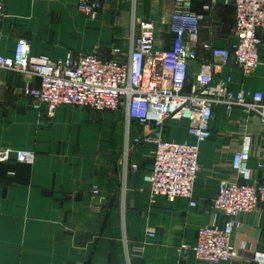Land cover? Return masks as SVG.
Listing matches in <instances>:
<instances>
[{
    "label": "crops",
    "instance_id": "0c3cea01",
    "mask_svg": "<svg viewBox=\"0 0 264 264\" xmlns=\"http://www.w3.org/2000/svg\"><path fill=\"white\" fill-rule=\"evenodd\" d=\"M94 1L101 8L90 19L79 10V0H5L0 53L11 55L16 40L23 38L32 61L40 55L56 60L92 52L107 59L113 47H127L133 15L155 23L156 46L166 50L172 39L170 16L180 7L201 17L197 41L189 43L196 58L189 63L192 81L200 61L212 62L204 44L223 48L234 40L235 10L221 0ZM257 35L260 61L250 76L233 63L216 61L213 77L218 81L229 75L232 92H260L264 98V31ZM27 85L35 87L38 80L0 71V148L35 156L31 165L0 163V264H173L181 245L189 247L183 253L187 264H207L190 249L198 229L211 222L218 182L231 176L229 163L243 133L251 136V181L264 184V127L238 107L229 114L223 107L213 110L210 136L199 146L200 171L193 187L197 206L189 208L181 198L150 197L143 176L154 145L126 144L121 110L95 113L62 105L47 117L31 107L23 94ZM187 128L185 120L166 121L161 138L193 141ZM143 130L132 123L128 138ZM132 164L136 171L130 170ZM225 221L219 216L217 224ZM239 221L232 243L241 256L219 264H255L244 252L264 251V208L257 206ZM149 229L153 237L147 236Z\"/></svg>",
    "mask_w": 264,
    "mask_h": 264
},
{
    "label": "built area",
    "instance_id": "2783aa9c",
    "mask_svg": "<svg viewBox=\"0 0 264 264\" xmlns=\"http://www.w3.org/2000/svg\"><path fill=\"white\" fill-rule=\"evenodd\" d=\"M221 1L234 7V40L223 48L204 44L203 50L212 62L233 63L248 77L260 61L261 39L257 30L264 31V0ZM78 8L86 17L95 19L101 7L98 1L79 0ZM204 8L209 9V5ZM4 9L5 0H0V36ZM200 20L199 15L176 8L169 20L170 47L162 50L156 46L155 23L138 20L133 15L127 47H113L107 59L92 52L67 54L56 60L40 55L32 61L28 41L19 38L11 55L0 53V71L37 79L38 85L25 86L23 94L31 99L34 110L43 111L47 117H52L54 110L62 105L87 108L95 113L121 110L126 144L131 140L133 145H154L150 168L143 176L150 197L181 198L189 208H195L193 187L200 171L199 146L210 136L213 110L223 107L229 114L238 107L247 115L257 116L264 127L262 93L243 89L232 92L229 75L214 81L212 62L197 64L194 80L188 91L185 90L190 81L189 63L196 59L189 43L197 41ZM169 120L187 121V133L193 141H163L160 130ZM134 122L144 130L140 136L129 139L128 131ZM250 156L251 136L243 133L229 163L231 176L218 182L211 205V222L198 229L190 249L197 261L219 264L241 256L232 243V235L240 225L239 217L259 205L264 208V184L251 181L247 166ZM11 160L31 165L35 156L31 151L0 148V163ZM123 166H127L126 159ZM137 168L135 164L130 165L132 171ZM257 168L262 165L258 164ZM91 193L97 195L98 189L93 187ZM219 216L226 217L222 226L217 224ZM147 236L153 237L154 231L149 229ZM188 248L181 245L176 250L178 260L173 264H187L183 253ZM244 254H249L253 263L264 264V251Z\"/></svg>",
    "mask_w": 264,
    "mask_h": 264
},
{
    "label": "trees",
    "instance_id": "16d2710c",
    "mask_svg": "<svg viewBox=\"0 0 264 264\" xmlns=\"http://www.w3.org/2000/svg\"><path fill=\"white\" fill-rule=\"evenodd\" d=\"M190 83H191V81H189V82L185 85V90H186V91H188V89H189V87H190ZM79 239H80V237H79Z\"/></svg>",
    "mask_w": 264,
    "mask_h": 264
},
{
    "label": "rangeland",
    "instance_id": "374dc122",
    "mask_svg": "<svg viewBox=\"0 0 264 264\" xmlns=\"http://www.w3.org/2000/svg\"><path fill=\"white\" fill-rule=\"evenodd\" d=\"M136 9H137V8H136V5H135V7H133V10L136 11ZM130 25H131V24H130ZM130 28H131V26H130ZM130 32H131V31L129 30V35H130Z\"/></svg>",
    "mask_w": 264,
    "mask_h": 264
}]
</instances>
